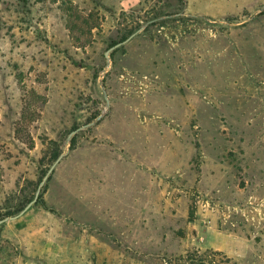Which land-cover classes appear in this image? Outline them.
I'll list each match as a JSON object with an SVG mask.
<instances>
[{
	"label": "rangeland",
	"instance_id": "1",
	"mask_svg": "<svg viewBox=\"0 0 264 264\" xmlns=\"http://www.w3.org/2000/svg\"><path fill=\"white\" fill-rule=\"evenodd\" d=\"M0 264H264V0H0Z\"/></svg>",
	"mask_w": 264,
	"mask_h": 264
},
{
	"label": "trees",
	"instance_id": "2",
	"mask_svg": "<svg viewBox=\"0 0 264 264\" xmlns=\"http://www.w3.org/2000/svg\"><path fill=\"white\" fill-rule=\"evenodd\" d=\"M214 254H219V252H215ZM226 260H228V262H230V260H229V259H226Z\"/></svg>",
	"mask_w": 264,
	"mask_h": 264
},
{
	"label": "water",
	"instance_id": "3",
	"mask_svg": "<svg viewBox=\"0 0 264 264\" xmlns=\"http://www.w3.org/2000/svg\"><path fill=\"white\" fill-rule=\"evenodd\" d=\"M31 206V204H29L28 206H27V208H29Z\"/></svg>",
	"mask_w": 264,
	"mask_h": 264
}]
</instances>
